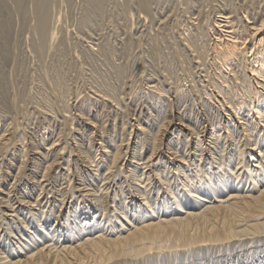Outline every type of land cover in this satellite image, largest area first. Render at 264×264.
I'll return each mask as SVG.
<instances>
[{
  "label": "bare ground",
  "instance_id": "6f19581e",
  "mask_svg": "<svg viewBox=\"0 0 264 264\" xmlns=\"http://www.w3.org/2000/svg\"><path fill=\"white\" fill-rule=\"evenodd\" d=\"M47 1L35 0L42 39L37 47L36 37L28 39L37 55L64 41L57 34L65 27L50 32ZM128 1L124 13L136 8L153 19L158 12L151 10L156 0ZM214 1L208 12L201 6L203 21L198 12V23H180L175 37L176 26L166 47V35H156L157 51L169 49L159 57L176 65L165 63L166 79H148L140 92L123 85L130 91L123 96L105 87L110 74L101 73L76 84L74 101L77 80L63 81L59 68L49 67L39 95L13 100L3 90L7 71L0 72V264H264V0H237V10L230 0ZM34 118L39 129L31 127Z\"/></svg>",
  "mask_w": 264,
  "mask_h": 264
},
{
  "label": "rangeland",
  "instance_id": "374dc122",
  "mask_svg": "<svg viewBox=\"0 0 264 264\" xmlns=\"http://www.w3.org/2000/svg\"><path fill=\"white\" fill-rule=\"evenodd\" d=\"M25 1L26 0H24V2H23V4L26 3V5H25L26 7L25 8L22 6L23 4L21 6L17 4L20 7L19 8H16V7H18L16 5V0H0V2H1V7L0 8H2V10L0 9V44H1L0 46L2 47V48L0 47V50H1L0 51V60H1L0 62L2 63V61H3L4 62L3 63L4 66L6 64L5 67L3 65H2L3 66L2 67L1 66V63H0V67L4 68V69L0 68V72L2 73L3 71L4 72L7 71L5 74L8 73L7 75L11 76V77H9V76L8 77L9 78H12L11 80H13V82H12L10 79H7L8 78L7 75L5 76V74L2 73V75H3L2 76V81L4 82L3 90L6 92L7 97L8 98H11L13 100H14L13 97H16V95L19 96V97L21 96V98L23 97L22 95H27V94L28 95L31 94V97L32 96L33 97L37 96V93L39 95V91L41 90L40 87H42V86H41V84H38V83H43L42 81H44L43 80L44 79V75H43L42 71H44L45 68L48 69L49 67H53L54 69L53 68L52 69L54 71L57 68H59V69L56 70V72L58 71L59 73H61V74H59V75H61V77L64 76V77H62V80L63 81H66L67 78H68V81L70 79H73L74 81H76V80L78 81L79 78H80V80L78 82L76 81L77 83L76 82H71V84L74 85V88H73L74 89V91H73V93H74L73 95L74 96H73V98L76 97V90L78 89L77 86L79 84H81V86L84 84V81H82L83 80L82 78H84V80L85 79L86 80H89V79L92 80L91 78L95 77L94 75H96L98 77V76H101V75L103 76V74H104L105 76L108 77L109 74H110L109 78L106 79V82H107L106 84H108V85H106L105 87H108L111 84V85H113V87H116L117 89L123 90L124 91V92H122L123 94H121V91L118 90V92L121 95H123V96L124 95H127L128 92H130L129 90H126L127 91V94L125 93V90L124 89L127 88V87H129V88L132 87L133 89H136L139 92L140 91H143L144 88H145V83H146V81L148 79L157 78V80H159V81L162 80V82H163V80L166 79V76L165 75H167L166 73L164 74V72H163V69L166 66L165 63L168 62L169 65H167V66H171V67H172V64L175 67L176 63L175 62L173 63L170 59L167 60L168 58H166V57H164V58L159 57L160 56V53L159 52H162V54H164V55L168 54V52H169L168 50L169 49L167 48L168 49L167 50L166 48H164V46L166 47V44L168 42H172L174 40V39L173 40L171 39V38H174L173 36H175V37L176 36H179L180 30H181V28H180L181 27L180 26L181 24L180 23L183 24V23H186V22H194V21L196 22V19L195 18L198 19L200 17H201V19L203 21V17H205L204 13H206L205 10L207 9V12H208V11H210V7L211 6L214 5L212 8H214L215 6H217V4L215 3L214 0H212V1L210 0L211 6L209 5L210 3H208L209 0H201V1L200 0L199 1L196 0V2H198L199 4L196 3V2H194L195 0H161V2H160V0H156L157 3L156 2H153L152 3L153 5L151 6V10H154V8H155V10L153 12L158 11L157 14L155 13L157 17L155 16V14H153V19H151L150 17L147 18L148 16H146L144 13L139 12L138 9H136V8H133L134 9V11H132L133 12L132 13L133 16H132V14L131 15L130 14H127V12L124 13V10L126 8H128L127 6L129 5L128 4V2H129L128 0H125L127 2L126 5L123 4V2H125L124 0H101V1L98 0L100 3L97 0H65L64 2H62V0H53V1L52 0H48L47 1L48 3H49V1L52 2V4L50 2V5H48V10H49L48 15H50V14L51 15L50 16L47 15L48 16V24H49L50 32H52L51 30L54 28V26H55V29L57 30V33H59L58 31L62 30L64 27H65V29L62 30L63 32L60 31V32H62V35H61V33H59V35L57 34V37H58L57 39L58 40L56 39L58 42L61 41V40H63V39H64V41H61V43L60 42L57 43V41H55L57 44L54 43V45L57 47V49L55 50L56 47H53V49H52L53 52H50V50H49L48 51L49 53H47V50H46L45 52L47 54L45 53V55H44L42 53L43 56L45 57L44 60H43L42 59V57H43L42 54L39 53V55H37L38 53H37L36 49L33 47V44L34 43L36 44V41L38 40L37 41V44L35 46V47H37L38 43L41 42V41H39V39L40 40L42 39V38H39L36 35V29H37V26L36 25H38L37 21H39L38 20V13H36V12H38V5L35 3V0H27L29 2H27V1L25 2ZM31 1L34 4H32ZM231 1H233V0H230L229 1V4L231 5V7L233 9L235 8L234 10H237L236 8H238V5L240 4L239 1H237V0L235 1L234 0L235 1V2L233 1L234 3L231 2ZM57 2H59V5L61 4V7L60 6L57 7V5H56V4H58ZM213 2L215 4H212ZM62 4H63V7H62ZM97 4H99L98 6H100L101 8L97 7ZM203 4L205 6H203ZM55 5H56V11H54L55 9H53V8H55ZM160 6H162V7H160ZM201 6H203L205 8V10ZM3 8H5V9H3ZM50 8L52 9V11L50 10ZM61 8H62V11H61ZM192 8H193V11H192ZM212 8H211V10H215V9H212ZM57 9H58L59 12L57 11ZM157 9H160L161 11L160 10H157ZM135 10L137 12H135ZM199 10H201V11H199ZM202 11L203 12L205 11V12L202 13ZM53 12L56 15H53ZM117 12H118V14H116ZM188 12H190L191 14L188 13ZM198 12H201V16L199 15L200 13L198 14ZM57 13H59V14L57 15ZM140 13L141 14H144V16L143 15L140 16ZM158 13L161 15V17L159 16ZM137 14L139 16H136ZM54 16L55 17L57 16L59 19L58 18H55ZM116 16H119V17L117 18ZM6 17H8V18L10 17L9 20H7L8 18H6ZM126 17H127V19H126ZM129 17H131V19H129ZM142 17H143V19L140 20ZM145 17L147 19L146 21L144 19ZM53 18L56 19V21H51V20H53ZM61 18L65 19V21L63 19L60 20ZM132 18H133L134 21H132V22L129 21V20H132ZM2 19L9 21V23L11 21L10 25H8V22L7 21L6 22L5 21L3 22ZM161 19H162V21H161ZM150 20H153L154 23L152 21H150ZM236 20H237V22L239 21L238 19H236ZM1 21H2V23L4 25V28H3V26H1V24H2ZM135 21H138V22H135ZM165 21H166V23H164ZM50 22H53V24H51ZM57 22L58 23L61 22V25L60 24L58 25ZM133 22H135L136 24H134ZM139 22H140V24H139ZM178 23H179V25H177ZM196 23H198V22H196ZM132 24L133 25H136V27L133 26ZM57 25H58V27H57ZM51 26H53V28ZM176 26L179 29V31L173 30V29H177ZM66 27H68L67 28V33H66ZM133 27H135V28H133ZM32 29H34V30L32 31ZM137 29H138V31H137ZM164 29L167 30L166 33H165V30ZM175 31H177V35L175 34L176 33ZM9 32H11L10 33L11 35H8ZM168 32H170V33H168ZM164 34L167 37L166 39L164 38L165 37ZM171 34H175V35L172 36ZM60 35H61V38H59ZM156 35H158L159 38H164L165 39V44H163L164 46L160 47L161 50L159 49V51H157L156 43L154 44L155 40L157 39V36ZM30 36L32 38H34V37L37 38L36 41L33 44L31 42H33L34 40ZM77 37H79V38H77ZM86 37H89L90 40L88 38H86ZM28 38H31L32 41L30 39H28ZM153 39H155V40H153ZM169 39L172 40V41H170ZM166 41H167V43H166ZM97 42H98V44H97ZM99 42H100V47L101 48L103 47L102 49L98 47L99 46ZM140 42H141V44H140ZM145 42L146 43L151 42V43H148V46H147ZM65 43H66V45H64ZM69 43L72 46L68 45ZM3 44L5 45V49H3L4 48ZM91 44H93V45L96 46L98 52L97 51H96V53L93 52V51L90 52L89 46ZM64 46L67 47V48H64L63 49ZM69 46L71 48L73 47L72 50H71V48H69ZM138 46L141 47L142 49L140 50L138 48ZM30 48L33 49V52L34 53L32 52V50H30ZM58 48H59V50L61 48V50L59 51ZM87 48L89 49L88 50L89 53L87 52ZM150 48H151V50H150ZM162 48H163L164 52L162 51ZM18 49H19L20 52L17 51ZM73 49H74V52H73ZM125 49H126V51H125ZM54 50H55V52H54ZM76 50H78V52H80V54ZM100 50L102 52H104V53H99V52H101ZM2 51H4V52H2ZM106 51L107 52L109 51V52L107 53ZM127 51H129L130 53H132L133 57L131 55L130 58H131L132 61L136 62L135 63V66L133 65L134 63L131 60H130V63H128L129 62L128 60L130 58L128 56V52ZM60 52H61V56L58 54ZM72 52H73V55H72ZM82 52H83V54H82ZM152 52L155 53V56L156 57H153L154 54ZM3 53H4V55H2ZM17 53H19V55L20 54H22V55L18 56ZM91 53H92V55L95 53L96 56L95 55L92 56ZM130 53H129V55H130ZM144 53L145 54L147 53L150 57L147 58L148 57L147 54L145 55ZM69 54H70V56H68V57L70 59L67 57V55H69ZM23 55H25V56H23ZM47 55H49V57H47ZM57 55H59L60 57L58 58ZM98 55L99 56H102V58L99 57ZM104 55H106V56L104 57ZM138 55H140V56H138ZM4 56H5V58H4ZM64 56H65V58L66 57L67 58L65 59ZM127 56L129 58L128 60H126L127 59ZM151 56H152V62H151ZM14 57H15V59H14ZM17 57H19V58H17ZM39 57H41V58H39ZM54 57H55V59H52ZM72 57L75 58V59H72ZM106 57H108V58H106ZM136 58H137V61H136ZM51 59L53 60L52 63H55V66H54V64H52L50 62ZM91 59L93 60V63H92V60ZM109 59H110V61L108 62ZM14 60H15V62H14ZM46 60L48 61V63L50 62L49 64H51L52 66H50L49 64H47L46 63L47 62ZM56 60H59V61H56ZM69 60H71V61H69ZM140 60H141V62H140ZM153 60H154V63H153ZM10 61H11V63H10ZM94 61H96V63H98V64L100 63L99 66ZM16 62H18V63H16ZM42 62H44L46 64V67H45V64H44V67H42L43 66ZM58 62H60V65L58 64ZM65 62H69V64L73 67V69H71L72 67L69 68L68 67L69 64L68 63H65ZM71 62H72V64H71ZM89 62L91 64H89ZM105 62H107V65H106ZM111 62L113 63V68L110 66V65H112ZM14 63H15V65H14ZM94 63H95V66H94ZM155 63H157V64H155ZM160 63H161V65H160ZM62 64H63V67L64 68H60V67H62ZM139 64H140V66L138 67ZM116 65H117V67H116ZM159 65H160V67L161 66L162 67L160 68ZM9 66H11V67H9ZM12 66L14 68H12ZM103 66H104V68H103ZM127 66L128 67L130 66L129 69H128ZM156 66H157V68H156ZM105 67H106V69H105ZM108 67L109 68H112L113 70L109 69ZM119 67H121V68H119ZM126 67L128 69L127 71L129 72V74L127 73V71L125 69ZM147 67H148V69H147ZM65 68H66V72H65ZM67 68H68V70H67ZM74 68H75V70H74ZM107 68H108L109 71L107 70ZM141 68H142V70H141L142 72L140 71ZM144 68H146L145 69V73H146V71L149 72V73L148 74H145L144 73V76H143L142 73L144 72V70H143ZM5 69H6V71H5ZM119 69L120 70L123 69V71L122 70L120 71ZM133 69L135 70V72L137 71L136 72L137 74L134 73ZM154 69L157 70V71H154ZM60 70H61V72H60ZM62 70H63L64 73L62 72ZM77 70H78V72H77ZM117 70H119V71L117 72ZM131 70H132L133 73L131 72ZM71 71H72V74H71ZM75 71L77 73L76 74L77 76L79 74V76H78L79 78L78 77H74V76H76L75 75ZM158 71H160V73ZM80 72H81V74H80ZM91 72H92V74H91ZM114 72H117L119 74H116ZM123 72H125V74ZM156 72H157L158 75L156 74ZM66 73H69L68 77L65 75ZM73 73H74V75H73ZM111 73H112V76H111ZM130 73H132V74H130ZM138 73H140V74H138ZM151 73L154 74V75H152ZM40 74L43 75L42 76L43 78L41 77ZM62 74H64V75H62ZM99 74H101V75H99ZM113 74L115 75V77H114ZM134 74H136V75H134ZM162 74H164V76ZM32 75L34 76V78H33ZM71 75H72V77H70ZM119 75H122L123 81L125 82L126 85L124 83L120 84L119 79L121 77H119ZM155 75H157L158 77H156ZM161 76H163V77H161ZM181 76L183 77L184 75H182V74L180 75V77H179L180 80L183 79ZM61 77H60L59 80H61ZM113 77L115 79H117V78H119V79L115 80ZM131 77L133 79H131ZM142 77L143 78L145 77V79H143ZM160 77L162 79H160ZM36 78L39 79V80H37ZM41 78H42V80H41ZM110 78H112L111 79L112 82H111V80H109L110 81V83H109L108 82V79H110ZM134 79H135V81L133 82L132 80H134ZM137 79H139V80H137ZM140 80H142V81H140ZM6 81H7V83H6ZM9 81L12 84L11 83H8ZM29 81H31V82L33 81V83L35 82V84H32ZM70 81H72V80H70ZM113 81H114V84H113ZM131 81H132V84H131ZM136 81L138 82V84L141 83V85H137ZM5 83H6V86H5ZM133 83H135V85ZM166 83H168V84H166L167 85L166 87L171 88L170 87L171 86L170 85V82H166ZM7 84H10V86L7 85ZM76 84H78V85L76 86ZM111 85L109 87L112 88ZM118 85H119L120 88L118 87ZM123 85L126 86V87L123 88ZM142 86H143V90H141ZM8 87H9V89L11 87V90L12 91H10L9 89H5V88H8ZM34 87L36 89H38V92H37V90ZM29 89H30V91H29ZM19 90H21V91L19 92ZM33 90H34V92H32ZM14 91L15 92L17 91L19 93L17 94V92H16V94H15ZM13 93L15 95H13ZM75 100H76V98L74 99V101ZM127 100H129L128 101V105H129V107L131 109H133V108L135 109L138 106L137 105L136 107H134V105L136 103L134 101V98H133V101L135 103H132L133 102L132 99H129L128 98ZM170 101H169V104H170ZM20 103H21V101H20ZM175 107L176 106L171 107L170 108V111L172 110L174 112V114H178L179 113V110L177 109L178 107H176V108ZM25 108L22 111H25L26 112L27 110ZM9 118L11 119L12 116L9 117ZM35 120H37V119L34 118V120L32 121L33 124L31 123V125H32L31 127L34 128V129H39V127H41L40 126V121H36L37 122L36 123ZM51 125H53V126L55 125L56 127L58 126L56 124H51Z\"/></svg>",
  "mask_w": 264,
  "mask_h": 264
}]
</instances>
